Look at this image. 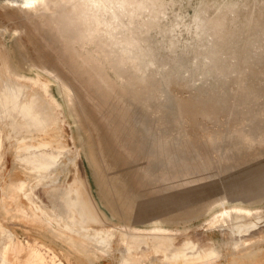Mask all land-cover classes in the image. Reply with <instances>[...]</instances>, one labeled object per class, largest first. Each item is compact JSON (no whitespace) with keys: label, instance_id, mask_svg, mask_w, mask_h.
Instances as JSON below:
<instances>
[{"label":"bare ground","instance_id":"1","mask_svg":"<svg viewBox=\"0 0 264 264\" xmlns=\"http://www.w3.org/2000/svg\"><path fill=\"white\" fill-rule=\"evenodd\" d=\"M206 1L0 2V15L9 23L0 20V129L9 112L18 110L20 115H39L59 130L54 147L41 144L40 160L47 164L12 162L14 172L0 188V237L6 230L9 239L6 264H20L25 256L24 264H55L57 254L51 248L61 252L65 264H71V254L85 264H99L104 259L94 247L105 252L133 244L160 249L176 245L179 236L177 245H182L191 239L166 225L199 216L207 231L227 236L220 243L214 240L222 252H215L213 259L264 264V245H247L264 237V171L205 182L264 155V0H244L226 22L220 14L228 0H214L211 11ZM76 41L83 46L68 58ZM255 57L262 60L254 68L217 77L206 86L168 90ZM164 90L162 98L153 95ZM223 100L225 108L220 107ZM66 117L77 131L76 138L69 135L70 144L63 130ZM118 142L130 144L145 158V186L159 183L167 190L202 179L203 184L136 201L131 186L116 174ZM80 151L107 214L78 172ZM76 172L80 189L76 186L69 193L72 234L61 219L53 223L33 207L25 189ZM57 190L49 193L54 201H60ZM191 197L199 200L176 211ZM59 210L63 215L64 207ZM9 222L42 231L45 236L38 238L51 248L19 239L7 227ZM144 224L147 227H138ZM116 238L113 246L105 242ZM113 258L132 264L128 256L117 253Z\"/></svg>","mask_w":264,"mask_h":264},{"label":"rangeland","instance_id":"2","mask_svg":"<svg viewBox=\"0 0 264 264\" xmlns=\"http://www.w3.org/2000/svg\"><path fill=\"white\" fill-rule=\"evenodd\" d=\"M3 1L4 0H0V2L2 3ZM243 1L244 0H228L227 2H225L222 8V12L220 14V18L222 19V21L226 22L231 17L232 13L236 10L239 3L242 4ZM213 2L214 0L206 1L207 10L211 11L213 9ZM0 8H2V5H0ZM167 8L169 9V7ZM220 18H218V21L220 20ZM0 20L4 21V23H8L5 19H3L1 15ZM14 20L17 21L16 19ZM1 39H4L6 43L9 42V38L7 36H4V38L1 37ZM82 46V42L76 41L68 49L66 56H68V58H74L78 52V49H80ZM260 60H262V57H257L256 60L254 58L243 60L236 64L228 66L220 71H216L213 74L194 77L182 81L178 84L171 85L169 86L170 88L168 87V90L184 91L187 88H192L196 86H206L210 80L215 79L217 77H228L230 75L232 76L234 73H236V71H241L249 66L252 67V65L254 68L256 67V63H258V61ZM254 86L255 84H251L252 90L255 89ZM51 88L53 93L56 94L54 84L51 85ZM153 92L155 93H153V95L156 96L157 99L160 97L162 98L163 94H166V90H164L163 92ZM226 103V100L221 101L220 107L225 108ZM143 107V105L139 107V110H142ZM9 114L10 118L8 116V119L4 120L0 129V188L4 184L5 179L12 172H14L12 162H19L30 165H35L42 162H45L47 164L48 162L40 160V157H42L40 155L41 151L42 149L44 150L41 144L50 143L51 146L54 147L53 141L57 137L56 131L59 133V130L54 123L51 126L50 124H48V122L43 121L44 118H40L39 115L35 116L27 112L20 115L18 110H11ZM98 119L100 120V118ZM65 122H68V124H66ZM65 122L63 124L64 136L66 142L70 144L69 135H72L73 138H76V126L69 117H66ZM210 125L214 126L215 121H211ZM79 133V135L82 136V133ZM119 143L120 142H118V144L116 143L117 145H115L116 174L119 176L120 180H123L125 183L128 184V187L131 186V189L129 190L134 194L136 201H143L154 197L166 196L167 194H172L180 190H187L188 188L203 184L202 179L194 183H188L182 187H171L167 190H161L159 188V183H156L155 187L145 186L141 181V172L144 170L145 158L138 155L130 144H126L123 142H121L120 144ZM263 158L264 155H261L241 165H236L235 167L228 168L226 172L222 173L221 175L219 174L218 176H213L205 182H218L219 179H221V182L226 180L232 181L238 177H243L249 174L253 170H256L257 173L259 172L261 174L262 171H264ZM77 167L80 176L87 180L94 199L102 207L103 211L107 214V209L103 206V203L98 198L97 190L91 175L90 168L87 164L86 159L83 156L82 151H80V157L77 160ZM77 180V172L64 173L60 175V178L57 181L45 179L38 182H34L30 186V189L24 188L27 194L29 195V200L33 207H35L39 212L46 214L48 219L53 223H56L58 219H61L68 228V231H70L72 234L75 232V229L72 220L71 209L69 207V193L72 189H76V186H78V188L80 189V186L78 185V183L80 182H78ZM216 185L217 187L219 186L218 184ZM53 189H58V198H60V201L59 199L58 201H54V198H51V196L49 195V193L53 191ZM192 200L193 198L191 197L190 201H188L190 202L189 204L181 206L176 211L184 209L187 205H190L193 201L195 202L199 199H195L193 201ZM260 205L264 209V202H262ZM62 207H64L65 211L63 215L59 216L58 212L60 211L59 209ZM113 222L116 223V219H114ZM6 225L15 233V235L19 239H24L27 241L37 240L38 242L44 244L46 247H50L45 241L41 240V238H38L39 235L45 236L42 231L18 222H9ZM144 226H146V224L138 225V227ZM166 227L172 230H177L179 232L184 231L191 240L183 243L182 245H177L180 243L181 240V236H179L176 245L160 249L154 247V249L151 250H147V246L143 244H133L129 245V247L124 246L118 248L115 251L109 250V252H105L99 247H94L93 249L99 252L104 259L99 264H119L117 260L113 258V254L117 253L121 254L124 257L128 256V259L131 261L132 264H183L185 262L181 263V261L184 259H187L189 261L186 264H225V257L222 256L219 259H213L212 255L215 252H220L222 250L221 247L215 245V241L218 243H220L221 241H226L227 236L220 235V233H218L217 231H207L206 224L203 221V216H199L198 218L192 219L187 223H178L176 225L167 224ZM117 239L119 238L107 239L105 242L108 245L113 246L116 243L115 241H118ZM8 240V233L6 230H3V233L0 237V264H6L4 258L8 246ZM263 240L264 237H261L259 239L249 241L247 245L251 248L260 247L264 245ZM51 241L54 242L53 239H51ZM208 241H213L214 245H210ZM51 249L55 254H61L60 251L54 250L53 248ZM135 254L137 255L136 258H131L129 256ZM63 257V255H55L54 263L65 264V260L63 259ZM27 261L28 258L25 256L20 259V264L27 263ZM70 263L85 264L82 259H80L74 254H71Z\"/></svg>","mask_w":264,"mask_h":264},{"label":"flooded vegetation","instance_id":"3","mask_svg":"<svg viewBox=\"0 0 264 264\" xmlns=\"http://www.w3.org/2000/svg\"><path fill=\"white\" fill-rule=\"evenodd\" d=\"M35 240H31V241H29L30 243H33ZM38 242V241H37ZM40 243V242H39ZM42 244V243H41ZM58 254V253H57Z\"/></svg>","mask_w":264,"mask_h":264}]
</instances>
